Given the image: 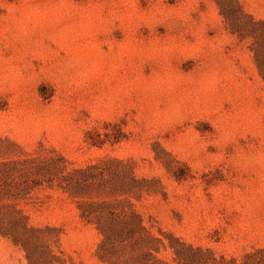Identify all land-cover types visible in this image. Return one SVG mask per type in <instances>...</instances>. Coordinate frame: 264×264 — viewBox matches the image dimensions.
Segmentation results:
<instances>
[{
	"label": "rangeland",
	"instance_id": "obj_1",
	"mask_svg": "<svg viewBox=\"0 0 264 264\" xmlns=\"http://www.w3.org/2000/svg\"><path fill=\"white\" fill-rule=\"evenodd\" d=\"M258 45L264 0H0V264H107L100 204L168 264H264Z\"/></svg>",
	"mask_w": 264,
	"mask_h": 264
},
{
	"label": "trees",
	"instance_id": "obj_2",
	"mask_svg": "<svg viewBox=\"0 0 264 264\" xmlns=\"http://www.w3.org/2000/svg\"><path fill=\"white\" fill-rule=\"evenodd\" d=\"M261 48V45L254 48V59L264 83V53L260 54ZM4 166L0 164V168ZM9 172L10 169H0V200L18 197L20 193L19 189L17 190L13 184L8 182L11 177ZM83 180L88 181L87 177L83 178ZM79 183L77 170L65 175L59 186L63 191L78 195ZM3 208L8 207H0V230L3 227L1 220L6 216L3 213ZM81 216L87 223L93 225L94 229L100 235L97 256L102 262L107 264H147V261L151 259L155 264H168L158 259L152 253H157L160 247L165 248V244L161 239L155 238L148 232L143 226L141 215L134 210H130L126 214L124 212L110 210L109 205L106 204L91 205ZM9 225L13 227L17 224L12 220L9 221ZM164 237L168 240L171 239L170 235H164ZM118 245L122 246L121 249L123 251L131 248L132 250L141 251V253L136 256L124 258L120 262H115L114 258L117 254L116 246ZM168 247L171 248V244L168 243Z\"/></svg>",
	"mask_w": 264,
	"mask_h": 264
}]
</instances>
